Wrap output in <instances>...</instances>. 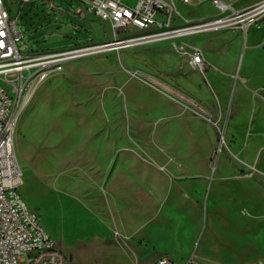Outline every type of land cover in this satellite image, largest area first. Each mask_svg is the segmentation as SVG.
<instances>
[{
  "label": "rangeland",
  "instance_id": "obj_1",
  "mask_svg": "<svg viewBox=\"0 0 264 264\" xmlns=\"http://www.w3.org/2000/svg\"><path fill=\"white\" fill-rule=\"evenodd\" d=\"M173 1L186 16L212 12ZM3 4L25 53L107 38V23L80 18L75 0ZM65 27L62 39L48 43L49 29ZM212 33L194 35L195 42ZM243 45L228 80L208 67L183 69L200 97L174 77L187 57L170 42L68 62L18 101L20 197L60 242L68 264H135L136 254L159 255V245L172 247L166 254L181 261L194 255L204 264H264V52L251 61ZM150 170L201 183L167 221L156 213L133 217V204L149 199L131 193L126 181L156 190L155 204L167 195L168 185ZM130 235L134 241L124 237Z\"/></svg>",
  "mask_w": 264,
  "mask_h": 264
},
{
  "label": "built area",
  "instance_id": "obj_2",
  "mask_svg": "<svg viewBox=\"0 0 264 264\" xmlns=\"http://www.w3.org/2000/svg\"><path fill=\"white\" fill-rule=\"evenodd\" d=\"M21 1L26 4L30 0ZM178 1L209 2L215 14L177 25L180 14L173 0H75V13L80 18L107 23V38L99 43L25 53L26 45L23 49L19 46L22 33L16 31L15 20L9 18L0 0V264H68L66 254L44 229L39 215L20 197L23 173L14 152V136L18 101L24 100L29 90L76 59L161 41L172 42L193 69L204 73L207 63L199 49L187 45V37L232 29L246 32L264 16V0L242 9L224 0ZM218 135L223 138L220 129ZM148 264L204 263L193 256L181 261L160 255Z\"/></svg>",
  "mask_w": 264,
  "mask_h": 264
},
{
  "label": "crops",
  "instance_id": "obj_3",
  "mask_svg": "<svg viewBox=\"0 0 264 264\" xmlns=\"http://www.w3.org/2000/svg\"><path fill=\"white\" fill-rule=\"evenodd\" d=\"M224 1L231 3V5L234 8L242 9V8H246L251 5H254L258 1H261V0H224ZM189 4H193V6H195L196 4L209 5L212 8V12L211 13L210 12L200 13V12L194 11L190 16H186L174 5L176 11L180 14V17L176 20L177 25L184 24V20H195L202 16L215 14V9L211 6L209 2H204V3L191 2ZM195 39H196L195 36L191 35L187 37L185 41L187 42V45L191 47H195L201 51L203 58L207 63V67L209 68L210 74H212L214 78H217L219 80H224V79L228 80L233 75L232 65L238 53V50L241 47L242 42H244L243 48L247 46L244 52L245 53L250 52L251 61H253V59H256L257 57H259V55L262 54L259 52H264V16L260 20H258L256 24L248 28L246 32L240 29L215 31V33H212L208 39H203L199 43L195 42ZM167 43H170V42L161 41V42H155V43H150V44H142V45H138L134 47H141V46L148 47V46L162 45V44H167ZM191 68L192 67L189 65L188 60H187V61H184L178 64L174 68L173 74L177 82L182 86L183 89H185L191 95L200 97L196 95L194 92V89H196L194 80L188 77L185 78L183 76V71H184L183 69L190 70ZM179 80H182L184 85L181 82H179ZM197 80L201 82L200 81L201 79L199 77H197ZM243 80L246 81L245 78H243ZM119 168H120L119 169L120 171L122 168L121 166ZM150 171H152L151 173L153 174L152 175L150 173L151 176L153 178L156 177L160 179L162 182V185H164L165 188H166V184L168 185L167 195L160 200V203L155 204L153 203V199L156 198L155 196L156 190L154 191V189H152V187H149L145 182L141 183V182L133 181L129 183L128 181H126L125 184L127 185V187L131 188V193L133 192L134 194H138V192L141 191L149 199V201L145 205L144 204L137 205L138 203L133 204L135 205L134 208L136 207L138 209L133 212V217L134 216L145 217L153 213H156V214L165 216V218L160 222L167 221L169 218H172V216H174V214L177 212L176 209L179 210L181 208V202L183 200L188 199L195 194V192L198 190L201 183H199V181H197L196 179H191V178L172 179L170 178V176H169V179L167 180V175H165L164 171H159V170H155V171L150 170ZM134 189L136 190L135 192H134ZM172 189H175L176 191L175 195L170 194ZM116 233H118L119 235L118 231ZM131 235L124 236V237L126 239L130 238L132 241H134V237L136 235L135 236H131ZM153 236H155V231H154ZM62 239L68 240L69 236L64 235ZM153 239L154 238H152L151 240ZM157 248L160 249L162 252V253L160 252L159 255L157 256L168 255L166 253H169L172 249V247L165 248L164 245H159L157 246ZM157 256L151 255L149 259H144V258H140L138 254H136L134 255L135 264H148ZM192 256L195 257L194 255ZM187 257H190V256H187ZM176 260H180V259H176Z\"/></svg>",
  "mask_w": 264,
  "mask_h": 264
},
{
  "label": "water",
  "instance_id": "obj_4",
  "mask_svg": "<svg viewBox=\"0 0 264 264\" xmlns=\"http://www.w3.org/2000/svg\"><path fill=\"white\" fill-rule=\"evenodd\" d=\"M69 30V27H65L61 29L59 32H55L53 29H49L47 31V35L49 36L48 43H51L55 40H60L63 38V35ZM24 46L21 47L23 49Z\"/></svg>",
  "mask_w": 264,
  "mask_h": 264
},
{
  "label": "trees",
  "instance_id": "obj_5",
  "mask_svg": "<svg viewBox=\"0 0 264 264\" xmlns=\"http://www.w3.org/2000/svg\"><path fill=\"white\" fill-rule=\"evenodd\" d=\"M217 138H219V135H218V133H217Z\"/></svg>",
  "mask_w": 264,
  "mask_h": 264
},
{
  "label": "bare ground",
  "instance_id": "obj_6",
  "mask_svg": "<svg viewBox=\"0 0 264 264\" xmlns=\"http://www.w3.org/2000/svg\"><path fill=\"white\" fill-rule=\"evenodd\" d=\"M18 152V151H17ZM22 153V152H21ZM26 154H27V152H26ZM29 154V153H28ZM20 155V154H19ZM25 156V155H24Z\"/></svg>",
  "mask_w": 264,
  "mask_h": 264
}]
</instances>
